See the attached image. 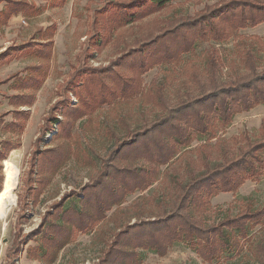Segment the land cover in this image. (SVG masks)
<instances>
[{
  "label": "trees",
  "instance_id": "16d2710c",
  "mask_svg": "<svg viewBox=\"0 0 264 264\" xmlns=\"http://www.w3.org/2000/svg\"><path fill=\"white\" fill-rule=\"evenodd\" d=\"M55 1L61 6L66 0ZM172 1L102 0L94 6L92 1L87 2V29L78 62L86 61L92 48L99 50L120 28L160 12ZM2 2L0 25H5L19 13L34 16L42 11L26 0H0ZM263 22L264 0H217L193 14L164 21L156 33L135 38L133 44L108 65L94 67L83 62L78 67L73 66V72L60 86L62 96L43 115L28 153L21 203L33 191L34 183L38 189L47 181L41 176L33 179L38 168L51 175L71 156L79 158L80 143L75 142L74 147L72 140V129L79 119L90 117L101 106L110 105L117 99L128 100L138 95L158 98L161 111L140 128L127 129L123 139L116 138L95 175L82 186L78 204L72 202L66 206L65 201L72 194H63L51 204V210L42 216L39 225L25 235H21L18 221L13 243L6 249L8 260L5 264H16L15 257L26 239L38 241L36 246L27 247L30 258L52 264L67 243L79 233L93 230L113 206H120L128 195L152 185L160 167L168 164L181 149L195 140L208 142L212 139H216L213 147H218V155L210 152L200 157L198 165L187 170L186 181L173 179L174 196L170 208L159 215L124 222L113 232L97 260L89 264H141L143 251L164 256L178 243L185 244L203 262L212 263L240 252L244 241H251L252 253L263 264L264 242L251 240L250 232L264 222V206L253 207L248 203L235 214H227L210 224L202 219L214 196L234 194L246 181H257L264 176V119H261L254 139L245 132L229 138L218 134L231 124L235 115L264 105V66L260 65L258 57V53L264 52V38L240 32ZM56 28L53 22L40 29L41 38L29 42L23 49L40 45L34 50L35 55L48 59ZM230 39L241 71H234L222 79L220 73L225 59L217 47L204 51L202 68L193 64L184 66L183 55L195 51L198 43L222 44ZM8 49L0 54V58L8 55ZM162 64H183L182 73L189 77L190 80L186 78L188 83H195L194 91L169 102L164 95V82L152 80L151 86L145 89L144 74ZM46 74L43 64L26 67L25 76L21 78L24 82L20 79L19 83H26L24 87L30 88L31 93L14 95L16 105L33 103L34 91L42 85ZM70 94L77 98V103H71ZM26 111L15 110V117L27 116ZM54 124L57 132L53 137H63L64 142L40 149V143ZM8 127L21 129L22 124L12 120ZM19 146V140H3L0 158H5L9 151ZM213 156L219 160L212 165L209 157ZM118 157L132 162L119 164L116 162ZM139 159L145 164H136ZM35 192L36 197L38 191ZM22 214L24 210L21 217Z\"/></svg>",
  "mask_w": 264,
  "mask_h": 264
},
{
  "label": "rangeland",
  "instance_id": "374dc122",
  "mask_svg": "<svg viewBox=\"0 0 264 264\" xmlns=\"http://www.w3.org/2000/svg\"><path fill=\"white\" fill-rule=\"evenodd\" d=\"M26 1L40 7L42 11L34 16L19 13L12 16L5 25H0V54L9 47L8 55L0 58V143L7 139L12 142L20 141L18 148L9 151L5 158H0V192L4 177L3 160L17 152L20 165L16 204L7 218L0 219V264H5L8 260L6 249L13 243L15 224L18 221L21 226V235H25L39 225L42 216L51 210V204L59 200L63 194H72L65 201L66 206L72 202L78 204V198L82 196V186L95 175L102 159L115 145L116 138L123 139L127 129L140 128L158 116L161 111L158 98L138 95L128 100L117 99L110 105L101 106L90 117L79 119L72 129V140L74 143L79 141L81 146L79 158L71 156L51 175L38 168L33 179H40L41 176V179L47 181L38 189H35L37 183H34L33 191L29 192L25 202L21 203L20 199L24 193L22 177L27 168L28 153L38 134L43 115L59 96H62L60 86L73 72V66L78 67L83 62L84 65L94 67L108 65L122 50L128 49L135 38H141L149 32L156 33L158 26L164 24V21L184 14H193L205 4H212L217 0H174L160 12L117 30L109 42L99 50L92 48L88 59L80 63L77 56L83 48L87 29L85 5L92 1L91 5L94 6L102 0H66L61 6L57 5L55 0ZM3 5V2L0 3V9ZM53 22L57 28L52 37L53 47L48 59L35 55L34 50L38 49L40 45L35 48L23 49V46L29 42H37L41 38L39 30H43ZM240 32L245 35L256 34L264 38V22ZM211 47L219 48L225 59V66L220 73L222 79L234 71L242 70L238 64L232 39L222 44L213 41L198 43L195 51L183 55L184 66L189 67L193 64L202 68L205 59L204 51ZM258 57L260 65L264 66V52L258 53ZM39 64L46 66L47 74L42 85L34 91L33 103L24 106L16 105L17 100H14V95L31 93L30 88L24 87L26 83H19L20 79L25 76L26 67ZM182 66L183 64L180 66L162 64L152 68L143 76L144 88H149L152 80L164 82V95L169 102H174L178 96H185L187 92H193L195 83L186 81V78L190 79L187 75H183ZM13 75L15 77H11ZM5 79L8 80L2 82ZM70 99L72 104L77 103V98L73 94H70ZM15 110H27V116L15 117L17 116L14 113ZM248 112L235 115L231 124L218 133L219 136L229 138L245 132L254 139L257 136L260 121L264 119V114ZM57 116L62 119L61 115L57 114ZM12 120L19 121L22 124L21 129L12 130L9 128L8 123ZM56 132V124H54V127L46 133L47 135L40 143L39 148L63 143V137H53ZM215 142L216 139L208 142L195 140L190 146L181 149L168 164L160 167L158 178L152 185L144 191L128 195L120 206H113L107 212L106 218L92 231L78 234L73 241L65 245L52 264H89L96 261L113 232L119 226H123L124 222L159 215L163 210H168L174 196L173 179L186 181L187 170L197 166L200 157H204L210 152L218 155V147H213ZM76 143L73 145L74 147ZM201 144L203 147L200 146ZM218 160L217 157H209L212 165ZM116 162L125 165L132 161L118 157ZM143 162L142 159H139L135 163L145 164ZM36 190L38 195L35 197ZM248 203L253 207L264 206V176L257 181H246L234 194L219 193L214 196L211 199V206L204 212L202 219L206 224L216 222L227 214H235ZM23 210L24 214L21 217ZM250 234L251 240L264 242V222L257 225ZM37 243L36 239H26L22 249L15 257V263L41 264L39 261L27 257V247L36 246ZM250 244L251 241H244L242 250L232 257L206 263L185 244L178 243L170 247L164 256L143 251L141 264H262L252 253Z\"/></svg>",
  "mask_w": 264,
  "mask_h": 264
},
{
  "label": "bare ground",
  "instance_id": "6f19581e",
  "mask_svg": "<svg viewBox=\"0 0 264 264\" xmlns=\"http://www.w3.org/2000/svg\"><path fill=\"white\" fill-rule=\"evenodd\" d=\"M3 187L0 192V219L7 218L16 204V189L20 176V165L18 153H13L9 158L3 160Z\"/></svg>",
  "mask_w": 264,
  "mask_h": 264
},
{
  "label": "crops",
  "instance_id": "0c3cea01",
  "mask_svg": "<svg viewBox=\"0 0 264 264\" xmlns=\"http://www.w3.org/2000/svg\"><path fill=\"white\" fill-rule=\"evenodd\" d=\"M250 112H256V113H259V114H264V106H261V107H259L258 105L255 107V108H253V109H251L250 110ZM247 113H249V112H243V113H240L239 115H241V114H247ZM264 116V115H263ZM96 227V226H95ZM92 231V230H91ZM79 234H81V233H79ZM70 243V242H69ZM68 244V243H67ZM66 244V245H67ZM27 257L28 258H30L29 256H28V254H27ZM58 257V256H57ZM30 259H32V260H37V259H34V258H30ZM37 261H39V260H37ZM40 263H41V261H39ZM54 263V262H53ZM42 264V263H41Z\"/></svg>",
  "mask_w": 264,
  "mask_h": 264
},
{
  "label": "water",
  "instance_id": "95a60500",
  "mask_svg": "<svg viewBox=\"0 0 264 264\" xmlns=\"http://www.w3.org/2000/svg\"><path fill=\"white\" fill-rule=\"evenodd\" d=\"M2 192V191H1Z\"/></svg>",
  "mask_w": 264,
  "mask_h": 264
}]
</instances>
